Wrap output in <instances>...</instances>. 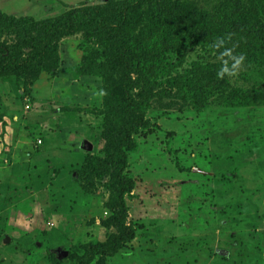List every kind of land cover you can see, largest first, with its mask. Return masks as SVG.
<instances>
[{
	"label": "rangeland",
	"instance_id": "374dc122",
	"mask_svg": "<svg viewBox=\"0 0 264 264\" xmlns=\"http://www.w3.org/2000/svg\"><path fill=\"white\" fill-rule=\"evenodd\" d=\"M123 1L0 0V12L6 17L0 18V50L5 51L0 58L8 61L0 68V264H78L89 244L106 242L118 232L103 221L109 217L105 209L112 193L107 189L109 176L80 179L84 189L90 187L86 196L76 203L71 187L65 188L62 202L56 205L48 201L46 190L50 185L59 192L64 176L54 172L53 181L42 187L38 182L30 185L24 171L45 160L49 166L60 167L58 161L67 158L69 173L76 177L74 168L86 155L106 159L116 154L112 146L120 134L108 128L106 133L115 131L105 135L104 115L98 111L105 110L108 99L96 92L104 86L112 88L109 95L125 103L124 94L114 90L124 75L115 58L121 48L119 38L78 28L50 41L48 57L39 44L45 35L42 23L64 22L84 6L102 9L109 17ZM181 1L183 5L172 6L182 21L181 48L173 56L185 53L183 65L176 66L178 58L174 57L166 63L158 58L160 63H148L146 68L137 66V56L145 60L152 56L146 49L152 45L153 0L138 4L143 15L124 31L123 38L131 46L128 78L134 85L129 93L138 101L145 92L155 95L142 113L148 124L134 135L137 145L128 152V176L135 179L136 187L125 196L126 224L137 228L136 237L106 262L264 264V103L249 107L242 104L243 99L226 97L228 92L225 106L216 100L198 110L188 103L189 98H180L178 85L164 84L201 69L211 73H205L204 80L209 75L210 85L220 86L214 80L223 66L219 54L224 49L213 50L211 42L218 5L224 0ZM245 1L252 5L253 0ZM257 3L264 6V0H254V6ZM259 7L254 15L264 22ZM194 8L199 10L196 22H188ZM32 22H41V27ZM200 31L208 34L204 46L193 39ZM226 36L229 49L241 55L240 50L234 51L240 45L239 35ZM140 45L143 49L138 51ZM244 48L256 56L255 61H244L236 76L226 77L240 88L239 97L253 87H264V51L261 46L249 48V43L242 48L246 53ZM82 63L92 73L77 74ZM154 67L161 84L149 77ZM36 171L41 173L42 165ZM49 254L56 259L51 261Z\"/></svg>",
	"mask_w": 264,
	"mask_h": 264
},
{
	"label": "trees",
	"instance_id": "16d2710c",
	"mask_svg": "<svg viewBox=\"0 0 264 264\" xmlns=\"http://www.w3.org/2000/svg\"><path fill=\"white\" fill-rule=\"evenodd\" d=\"M112 2V0H109ZM144 0H124L123 5L120 8L116 9L115 14H111L109 17L105 15V12L96 7L84 6L83 8L76 9L72 11L64 22L57 23H49V21L44 22L43 29L45 32L44 38L40 39V50L45 54V57L49 56L50 52V41L62 36L65 33H72L79 29H94L99 30L102 34H110L111 36H117L118 41L121 44V48L116 54L115 58L117 59V65L122 68L124 71V75L122 78H119L116 82V86L114 90H118V93L124 94L125 103L118 102L111 95L110 90L112 88H108L104 86V91L106 92L107 102L104 106L105 110H100L98 113H102L104 115L103 118V129L105 135L109 133H113L115 130H106L108 128H116L120 136L116 137V141L113 142L112 148H115V155L108 156L105 158H100L99 156H89L86 155L82 159V163L80 166H75L74 171L77 173L76 177L71 175V162L65 158L58 163L61 164L60 167L49 166V163L45 161L37 163L36 166L33 165L31 169L26 167L24 171L26 173V181L28 183L33 184V182H38L40 186H44L48 182L53 181L52 174H61L64 176V180L62 181V187L60 191H54L52 186H48L47 193L49 197V202L51 204H56L62 202V194L66 189L71 187L74 192L71 195V198L76 200V203H79L80 196H86V191L90 188L80 184V179L87 178L91 179L93 177H107L109 176V182L107 183V189L112 190L111 196L108 201L105 202V209L108 214V218L105 223L110 226H114L117 228V234H114L109 240L106 242H96L91 243L87 247L88 249L84 252L83 255H79L78 264H91L93 261H96L97 264H107V260L109 261L112 257H114L117 253L121 252L126 245L135 239L137 228L126 224V217L129 213V207L126 204V195H130L132 190L136 187V181L132 177L128 176V152H131L135 149L137 142L134 138L137 131H139L142 127L146 128L148 124L147 120H144L142 113L146 112L150 105L151 98L154 97L155 94L151 91L148 95V92L143 93V97L141 94V98L143 100L138 101L132 98V95L129 93L132 88V84L128 75L131 72V61L128 58L129 56V46L128 42L126 43L123 35L124 31L128 28V24L135 21V17L142 16L139 11L142 8V5L138 6L139 3H142ZM155 5L154 8H151L152 16L154 17L153 23L151 24V30L149 32V37L151 39L152 45L150 46V51L152 54L151 58L145 60L137 56V66H141L142 68H146L148 63L152 65H156L160 62L157 61L158 58L166 63V61H170L172 58L177 57L176 66H181L184 64L185 53H182L178 56H173V54H177L179 52L181 45L179 42L178 34L181 18L176 16V12L174 11V5H183L181 0H178L175 4V0H170V5H161L164 0H153ZM252 5L246 2L245 0H224V3H220L218 5V18H217V28H210L215 33V38L213 42H211V47L213 50H223L224 48H228L230 44L225 43L224 47L220 49L215 48V43L220 39L224 38L225 40H229V37L226 34H233V36L239 35L240 45L239 47H235V53L240 50L241 55L245 57V62L249 63L255 61L256 56L248 53L247 49L246 53L242 50L244 44L249 43V48L257 49L261 46L264 51V22L260 20L256 15H254V11L257 7H259V3L257 6ZM112 4V3H111ZM189 5V4H187ZM138 6V7H137ZM260 11L263 13L264 6L259 7ZM135 11V12H133ZM182 12V11H181ZM199 12L198 9L194 8L193 12L190 15V19L188 22H191L194 19L196 22V16ZM196 17V18H195ZM0 18L3 20L6 17L4 14L0 12ZM34 23V22H32ZM156 24V25H155ZM34 26H40L41 22H36L33 24ZM204 32H206L204 30ZM203 31L196 33L193 39H196L197 44H202L203 46L207 43L208 34L203 36ZM196 45V44H194ZM194 45H190L194 47ZM234 46L231 45V48ZM164 49L163 51L161 49ZM240 48V49H239ZM143 46L140 45L139 50H142ZM155 52H159V54H155ZM253 52V51H252ZM4 50H0V55L4 54ZM142 53V52H139ZM137 55V54H136ZM36 57V56H35ZM41 58V57H40ZM35 60V58H34ZM37 61V64H39ZM8 61H5L4 58H0V68H5ZM84 63H82V67L78 66L77 74L84 73H92L89 72L87 68H84ZM223 64V63H221ZM42 66V64H40ZM255 67L254 64H251V68ZM219 69V67L217 66ZM216 68V69H217ZM217 69V70H218ZM156 67L151 71L149 77L155 81V83L159 82L161 84V79H158V74H156ZM92 71V70H91ZM198 71V72H197ZM197 74L194 71H189V74H183L182 78H172L171 80L164 81L170 84H176L180 87V98L187 99L189 98L190 102L193 104L198 110H205L211 104L216 102V100H222V105L225 106V94L229 92L226 97L234 98V100H244L242 104H246L249 107L257 106L259 104L264 103V87L259 88H251L248 91H244L239 97L237 95V91L240 89L239 87H233L229 81L225 78L220 79L216 77L214 81L218 80V85L216 88L215 85H210L211 80H204L205 73L204 70H197ZM204 73V74H203ZM206 74H211L207 72ZM164 78V77H163ZM162 78V79H163ZM109 80L110 78H106ZM203 79V80H202ZM202 81V82H201ZM214 88V91L212 90ZM229 90V91H228ZM235 94L233 95L232 93ZM110 94V95H109ZM127 94V96H125ZM146 94V95H145ZM211 96H215L214 99H209ZM171 99H175V97H171ZM235 105H239L240 103L234 101ZM185 107L187 106L184 103ZM84 111L85 113H90V109H78L76 112ZM140 112V114H137ZM97 113V114H98ZM144 130V129H143ZM147 133H152L148 132ZM147 135V134H146ZM167 135H172L169 132ZM174 153H176L174 151ZM72 161V160H71ZM28 164V163H27ZM37 165H42V172L38 173ZM175 166L180 167L178 163H175ZM34 174V175H32ZM235 177V174L233 173ZM79 178V180H77ZM44 183V184H42ZM84 183V182H83ZM76 185V186H75ZM75 188H79V192H76ZM62 193V194H61ZM71 193V192H70ZM43 195V193H41ZM48 218V217H46ZM46 219H44L45 221ZM48 222V221H47ZM47 224V223H46ZM143 228V226H141ZM45 235V232H44ZM36 246V245H35ZM197 246V245H196ZM187 246H184L183 249H186ZM49 258L51 261L56 259L53 254H49Z\"/></svg>",
	"mask_w": 264,
	"mask_h": 264
},
{
	"label": "clouds",
	"instance_id": "9594fccd",
	"mask_svg": "<svg viewBox=\"0 0 264 264\" xmlns=\"http://www.w3.org/2000/svg\"><path fill=\"white\" fill-rule=\"evenodd\" d=\"M225 43L226 40L224 38H220L215 43V48L220 49L224 47ZM219 57L220 59L223 60V66L221 67L220 71L217 73V76L220 79H223L226 76L227 77L236 76L240 71L243 62L245 60V57L243 55H234L233 51L228 48H224V50L220 52ZM224 57H227L228 59H224ZM96 95L102 98L103 96L106 95V92L103 89H101L96 92Z\"/></svg>",
	"mask_w": 264,
	"mask_h": 264
},
{
	"label": "crops",
	"instance_id": "0c3cea01",
	"mask_svg": "<svg viewBox=\"0 0 264 264\" xmlns=\"http://www.w3.org/2000/svg\"><path fill=\"white\" fill-rule=\"evenodd\" d=\"M20 205V202L16 203V206H19Z\"/></svg>",
	"mask_w": 264,
	"mask_h": 264
}]
</instances>
